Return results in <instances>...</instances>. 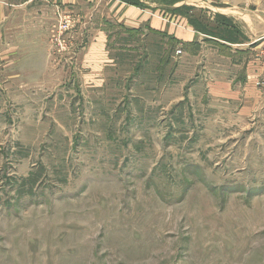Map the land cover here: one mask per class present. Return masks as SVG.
Here are the masks:
<instances>
[{"label":"rangeland","instance_id":"obj_1","mask_svg":"<svg viewBox=\"0 0 264 264\" xmlns=\"http://www.w3.org/2000/svg\"><path fill=\"white\" fill-rule=\"evenodd\" d=\"M114 1L33 0L0 51V264H264V0H143L133 34Z\"/></svg>","mask_w":264,"mask_h":264},{"label":"crops","instance_id":"obj_2","mask_svg":"<svg viewBox=\"0 0 264 264\" xmlns=\"http://www.w3.org/2000/svg\"><path fill=\"white\" fill-rule=\"evenodd\" d=\"M31 1L33 0H0V51L7 52L6 54L7 59L13 58L14 52L24 48L16 44L30 43L29 38H27L26 40L25 38L23 39L19 38L20 35L23 36L25 35V28L24 27L21 28L20 26H17L16 28L15 19L21 18L20 15H23V18L25 17L26 13L20 11L19 9L21 7H25L29 5ZM43 1L55 7L57 10H63V8L64 9L72 8L78 2L81 5H83L82 3H85V5H90V3L97 2V0H43ZM118 1L119 0L114 1V3L118 5L117 8H115V10L113 9L109 10V12L106 13L107 15L106 19L109 18L110 21L113 20L114 22L116 21L117 24L119 23L122 26V28L126 29L128 32L132 34L137 31L144 30V28H147L145 26H142V20H146L148 17L146 16L147 14L145 15L143 14L142 10L139 8L140 6L138 5L135 6L126 3L123 4V3H119ZM149 23L150 24L148 28L154 29L157 33L158 32L161 33L162 36L165 34V36H167V39H170L173 42V44H178L177 45L178 47L186 46L184 44L195 43L193 42L194 37H192V35H189L176 27L174 28V26L172 27L166 23L164 24L159 23L157 19H155L154 21L152 20V22ZM184 52H186L185 49ZM12 61L13 60L11 59V62ZM178 63H180L179 65H183L184 63H187V56L185 55V53L182 55L181 61H179ZM228 80H229L228 78L217 82L215 80L216 85L217 84L219 85L218 87L217 86L216 87L220 90V93H224V91L231 89L232 86L234 85L233 84L231 86V84L228 83ZM215 82L213 83V87ZM224 96L227 98L230 97L234 99L233 97H231L234 95L227 96L223 94L220 97L225 98ZM236 100L233 101L236 102Z\"/></svg>","mask_w":264,"mask_h":264},{"label":"built area","instance_id":"obj_3","mask_svg":"<svg viewBox=\"0 0 264 264\" xmlns=\"http://www.w3.org/2000/svg\"><path fill=\"white\" fill-rule=\"evenodd\" d=\"M68 22H69V21H67V24H64V25H63V24H60V25H59V27H60V31H61V29H66V28L68 27Z\"/></svg>","mask_w":264,"mask_h":264},{"label":"trees","instance_id":"obj_4","mask_svg":"<svg viewBox=\"0 0 264 264\" xmlns=\"http://www.w3.org/2000/svg\"><path fill=\"white\" fill-rule=\"evenodd\" d=\"M124 1H125V0H124ZM126 1H127V0H126ZM128 2H129V1H128ZM134 3H135V5L140 6V5L142 4V1H140V0H136ZM134 3H133V4H134ZM224 16H225V15H224Z\"/></svg>","mask_w":264,"mask_h":264}]
</instances>
